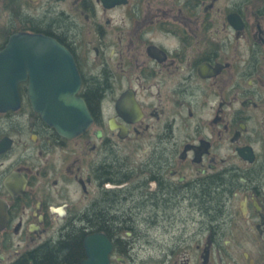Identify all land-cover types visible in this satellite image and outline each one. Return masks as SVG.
I'll return each instance as SVG.
<instances>
[{"label":"flooded vegetation","instance_id":"obj_1","mask_svg":"<svg viewBox=\"0 0 264 264\" xmlns=\"http://www.w3.org/2000/svg\"><path fill=\"white\" fill-rule=\"evenodd\" d=\"M15 35L0 264H82L92 236L97 264H264V0H0V53ZM71 87L91 122L66 138L33 103Z\"/></svg>","mask_w":264,"mask_h":264},{"label":"water","instance_id":"obj_2","mask_svg":"<svg viewBox=\"0 0 264 264\" xmlns=\"http://www.w3.org/2000/svg\"><path fill=\"white\" fill-rule=\"evenodd\" d=\"M17 39V36L12 37L10 44L5 48L3 52L0 53V111H4L12 107L11 101L9 99L5 100L4 98L5 90L6 95L12 97L10 92L12 86L8 82L5 84L2 82V74L5 72V70L2 69L1 64L4 57L15 55V43ZM48 47L53 49V51H51L49 54L46 53L47 56H54L55 58H70L65 49L57 42L49 41ZM54 69L56 71L59 70V68L56 67ZM10 73L12 72H8V79L11 78V76L9 75ZM55 88L57 87L55 86ZM67 95L68 94L65 92L60 93L55 91L54 96L51 98V100L46 102L33 103V107L35 111H37L41 115L42 120L48 125L54 127L60 135L64 137H73L82 132L88 126L91 121V117L83 105H78L74 100L68 99ZM94 240L95 239L93 236L86 239L85 244L88 250L89 258L82 264H97L94 261V253L91 250L94 246Z\"/></svg>","mask_w":264,"mask_h":264},{"label":"trees","instance_id":"obj_3","mask_svg":"<svg viewBox=\"0 0 264 264\" xmlns=\"http://www.w3.org/2000/svg\"><path fill=\"white\" fill-rule=\"evenodd\" d=\"M60 30L67 32V27L63 22L56 23ZM102 86V85H101ZM101 92L99 85H94L91 90V98L94 101ZM207 205H215L219 201V193L217 191L205 195ZM80 253L78 242L63 243L53 248H43L39 253H30L32 264H68L74 261ZM19 264V263H18ZM24 264V263H20Z\"/></svg>","mask_w":264,"mask_h":264}]
</instances>
